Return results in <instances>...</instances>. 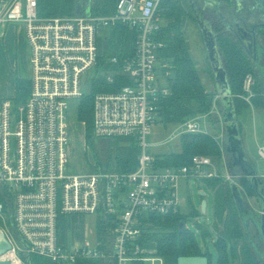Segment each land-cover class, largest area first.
I'll return each mask as SVG.
<instances>
[{"label": "built area", "instance_id": "obj_1", "mask_svg": "<svg viewBox=\"0 0 264 264\" xmlns=\"http://www.w3.org/2000/svg\"><path fill=\"white\" fill-rule=\"evenodd\" d=\"M162 1L119 0L109 15L41 16L38 0H0V34L8 25L20 24L31 65L27 100L15 105L13 98L0 97V234L11 244L0 260L28 264L29 258L39 256L53 264H78L81 259L168 264L141 244L150 216L183 214L187 200L180 193L181 180L189 189L192 180L229 184L242 178L233 174L225 144L215 135L226 173L209 155L196 154L179 167H160L157 157L147 152L146 138L158 121L159 102L170 94L172 65L161 59L165 45L156 37L163 25ZM119 24L135 33L134 52L122 59L109 57L112 68L99 72L98 34ZM98 76L110 85H116L117 76L130 81L117 91L95 93L93 131L96 137L132 138L142 148L134 171L75 173L69 165V104L88 94L87 87ZM256 83L255 75L248 73L240 97L251 102ZM211 114L180 123L166 142L185 134H209L205 119ZM259 154L264 160V144ZM74 213L98 215L100 237L69 245L66 236L60 244V214Z\"/></svg>", "mask_w": 264, "mask_h": 264}, {"label": "trees", "instance_id": "obj_2", "mask_svg": "<svg viewBox=\"0 0 264 264\" xmlns=\"http://www.w3.org/2000/svg\"><path fill=\"white\" fill-rule=\"evenodd\" d=\"M118 1L92 0V12L97 15L112 14ZM161 6L163 25L156 37L165 45L160 57L172 65V70L168 78L170 94L159 102L158 121L168 126L169 124L183 123L198 114L210 113L214 104V95L208 92L191 55L190 46L184 33L187 11L183 2L180 0H163ZM38 12L41 16L74 15L76 0H38ZM214 26L217 34H219L218 44L224 57V64L237 109L239 107L237 100H244L240 98V95L244 93L245 76L248 73L255 75V68L239 40L232 33L225 32L224 26H221L220 23ZM105 39L110 41V49L99 56L97 65L99 72L112 68L107 62L110 56H117L122 59L134 52L135 33L122 24L112 29L110 36ZM15 82L16 94L13 101L15 105H20L30 95L31 82L21 77H16ZM129 84L130 81L123 76L116 77V85L107 84L104 76H98L92 81V92L82 97L77 113V119L86 125L88 141L94 137L93 103L95 93L101 90L117 91L122 85ZM121 139L117 141L125 142L123 147L118 149L116 155L108 157L104 163L97 159L94 166L96 170L130 172L138 168L140 147L132 138ZM181 145L182 149L179 152H170L157 157V165L160 167L187 165L196 154L221 156V147L211 133L185 134L181 136ZM221 183L223 182L219 179L208 180V185L212 188ZM242 185L247 193L253 194L252 188L244 178ZM224 186L226 187L225 190L230 192L229 186L226 184ZM229 198V193L222 200L217 196L215 203L218 228L221 232L216 242L219 252L218 264H233V261L238 259L240 264H261L245 240L238 212H233ZM234 207L236 208V206ZM150 221L146 225L147 232L141 244L154 250L168 264H177L178 258L181 256L201 255L207 256L209 264H212V254L209 250L204 251L201 248L195 234L187 228L186 224L180 228V224L186 222L184 214L165 217L152 215ZM60 232H62L61 227ZM31 259L32 264H41L43 257L32 256Z\"/></svg>", "mask_w": 264, "mask_h": 264}, {"label": "rangeland", "instance_id": "obj_3", "mask_svg": "<svg viewBox=\"0 0 264 264\" xmlns=\"http://www.w3.org/2000/svg\"><path fill=\"white\" fill-rule=\"evenodd\" d=\"M187 11V17L184 26V33L190 46L191 55L196 62L197 69L201 75L202 81L207 87L209 93L214 95V102L216 103V109L212 107L211 116H207L205 119L207 126L206 131L218 137L221 143L224 142V126L221 115V109L219 106V98L217 96V88L214 78V73L210 61L208 59L207 50L203 38L202 31L198 24L197 18L191 8L189 0H180ZM249 6V11L244 15L254 19L253 24L260 22L257 10L255 8L254 0H247L246 5ZM207 21L210 22V17H207ZM211 23V22H210ZM18 31L20 32V24H17ZM21 33V32H20ZM25 34V33H24ZM111 29L105 28L98 34V49L99 54H105L110 49V41L106 40V35L110 36ZM5 33L3 36L4 37ZM111 57V56H110ZM10 68V66H9ZM10 71H13L10 68ZM9 73L8 65L3 70L2 54H0V91L5 87L4 78ZM95 72L93 71L91 75ZM14 74L18 75L16 71ZM7 80V79H6ZM11 88V86L8 85ZM13 88V86H12ZM261 91L259 83L253 86V91ZM241 98V97H240ZM235 99V98H234ZM81 100V99H80ZM80 100L75 99L70 101L68 110L69 120V145L68 154L70 159V167L75 173L90 172L96 170L94 166L97 163V159H100L102 163L110 156L117 154L118 149L123 147L125 142L117 141L121 138H107L96 137L88 141L86 138V125L77 119L78 107ZM213 102V103H214ZM235 102V101H234ZM264 98L258 92V95L251 100V102L237 100L239 107L237 111V120L241 132L242 141L246 149L247 155L250 158L253 166L255 167L259 176L264 180V160L259 154V145L264 144ZM214 105V104H213ZM180 124H169L165 126L160 121H157L152 126V131L146 138L147 152L150 155L159 157L170 152H179L182 149L181 138L176 139L173 142L167 143L169 135L174 132ZM126 140V139H121ZM119 143V144H118ZM142 148H140V152ZM222 156V151H221ZM219 157H214L218 160ZM222 173H226L227 169L218 160L216 163ZM218 186L211 187L208 185V180H192L189 186L184 180H181L180 193L183 199L187 200L185 207L182 209L184 217L186 219L187 228L193 232L201 248L206 251L209 250L212 254V264H218L219 252L216 246L218 237L221 232L218 228V217L216 216L215 203L217 196L220 200L223 199L226 194L229 193V202L233 208V212L237 209L232 198L231 190L226 191L224 181H221ZM227 185V184H226ZM229 189V188H228ZM200 190H205L206 195L199 194ZM249 194V193H248ZM249 201L251 205L258 210L259 205L257 199L253 194H249ZM207 200L208 207L205 212L202 211V200ZM221 203V201H220ZM60 227L62 232L59 233V243L64 245L65 238L68 236L69 245H73L77 240L81 241L86 238L92 240L100 237L101 221L98 215L93 214H60L59 218ZM242 243V242H241ZM239 244V246L241 245ZM240 264L239 259L233 264ZM41 264H53L49 258H43ZM78 264H101L99 260L94 259H81Z\"/></svg>", "mask_w": 264, "mask_h": 264}, {"label": "water", "instance_id": "obj_4", "mask_svg": "<svg viewBox=\"0 0 264 264\" xmlns=\"http://www.w3.org/2000/svg\"><path fill=\"white\" fill-rule=\"evenodd\" d=\"M214 5H219L222 2H232L234 10L238 6L242 7L244 0H211ZM255 8L260 22L252 24L250 30H246L240 20H245L243 16H238L235 21L237 33L241 35L242 47L251 60L254 68L258 74V81L261 87V94L264 98V41H262L257 31L259 28H264V0H254ZM191 8L197 18L198 24L203 34L208 59L210 61L212 71L214 73L217 96L219 97V104L224 126V144L225 150L231 162L232 171L235 176L240 174L241 179L235 177L229 186L232 197L238 212V217L241 221L245 240L256 258L261 264H264V180L258 175L250 158L247 155L244 147L241 132L237 120V111L234 102V95L232 94L229 78L224 64V57L219 48L218 37L209 23L203 18V13H199L195 4L191 1ZM239 9V10H240ZM91 15L92 0H76V12L78 16ZM241 20V21H242ZM247 34V36H245ZM92 92V85L87 87V93ZM264 103V102H263ZM243 178L247 181L253 190L257 199L259 208L256 210L249 201V196L246 198L239 184H242ZM202 196L206 195L204 190L199 191ZM202 211H206L207 200L203 199ZM259 210L262 212L260 213ZM186 224L182 222L180 228ZM253 228L257 230L253 233ZM11 244L3 239L0 242V256L10 250ZM0 264H11L9 261L0 260ZM28 264H32V259H28ZM177 264H209V258L205 255L201 256H181L178 258Z\"/></svg>", "mask_w": 264, "mask_h": 264}, {"label": "crops", "instance_id": "obj_5", "mask_svg": "<svg viewBox=\"0 0 264 264\" xmlns=\"http://www.w3.org/2000/svg\"><path fill=\"white\" fill-rule=\"evenodd\" d=\"M17 26V24L8 25L4 30L5 36L1 37L0 34V54H2L3 70L7 68V65L9 69V73L4 78L5 87L0 91V97L14 98L16 94V77L25 80L31 78L30 47L23 29L21 28L20 33ZM9 66L13 71H10ZM16 71L19 73L18 75L14 74ZM259 92L261 93V91ZM256 94L258 95V92ZM218 141L220 142L219 139Z\"/></svg>", "mask_w": 264, "mask_h": 264}, {"label": "flooded vegetation", "instance_id": "obj_6", "mask_svg": "<svg viewBox=\"0 0 264 264\" xmlns=\"http://www.w3.org/2000/svg\"><path fill=\"white\" fill-rule=\"evenodd\" d=\"M191 1L193 4H195L196 9H198L199 13H203V18L207 21V17H210V22L207 21L211 27V29L216 32V27L214 26L215 24L217 25L220 23L221 26H224V31L225 32H230L232 33L242 44L241 41V35L237 33V27L235 25L236 18L238 16H243L245 20H240V23L242 26L248 31L250 30L251 25L254 22V19L249 18L248 16H245L244 14L249 11V4L247 6L246 2L247 0H244L242 2V7L238 6L236 10H234V5L232 2H222L218 6L211 4V0H189L190 4ZM240 9V10H239ZM258 37L264 41V28H259L257 31ZM247 36V34H245ZM255 77H256V82L259 83L258 81V74L255 69ZM260 95H262L260 93ZM229 158V157H228ZM230 160V159H229ZM257 230L253 228V233L256 234Z\"/></svg>", "mask_w": 264, "mask_h": 264}, {"label": "bare ground", "instance_id": "obj_7", "mask_svg": "<svg viewBox=\"0 0 264 264\" xmlns=\"http://www.w3.org/2000/svg\"><path fill=\"white\" fill-rule=\"evenodd\" d=\"M2 240V235L0 234V241Z\"/></svg>", "mask_w": 264, "mask_h": 264}]
</instances>
